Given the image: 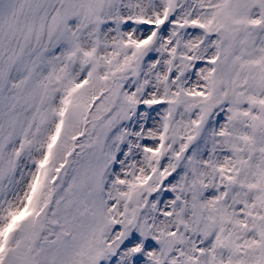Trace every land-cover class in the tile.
<instances>
[{
    "label": "snow or ice",
    "instance_id": "1",
    "mask_svg": "<svg viewBox=\"0 0 264 264\" xmlns=\"http://www.w3.org/2000/svg\"><path fill=\"white\" fill-rule=\"evenodd\" d=\"M0 264H264V0H0Z\"/></svg>",
    "mask_w": 264,
    "mask_h": 264
}]
</instances>
